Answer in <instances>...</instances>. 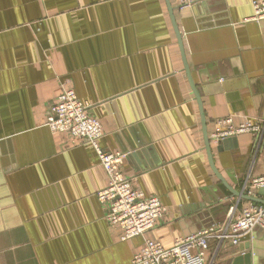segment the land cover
<instances>
[{"label":"crops","instance_id":"1","mask_svg":"<svg viewBox=\"0 0 264 264\" xmlns=\"http://www.w3.org/2000/svg\"><path fill=\"white\" fill-rule=\"evenodd\" d=\"M254 1L175 10L201 107L166 0H0V264H131L145 239L170 247L251 202L232 190L248 196L264 175V131L211 143L214 169L203 117L209 138L220 117L264 120ZM67 87L101 120L100 145L127 153L134 186L167 207L144 235L123 240L107 221L98 192L108 176L94 146L48 126ZM210 252L208 264L244 254L264 264V228L239 245L213 240Z\"/></svg>","mask_w":264,"mask_h":264},{"label":"built area","instance_id":"2","mask_svg":"<svg viewBox=\"0 0 264 264\" xmlns=\"http://www.w3.org/2000/svg\"><path fill=\"white\" fill-rule=\"evenodd\" d=\"M175 10L193 7L197 0H172ZM255 13L251 19H264V0L253 2ZM92 105L81 99L74 87L65 88L50 105L47 124L53 132L67 133L74 140L91 143L104 166L108 182L98 192V198L106 211V219L113 228L122 230L121 238L127 240L144 235L164 218L167 207L161 199L136 188L133 179L126 174L123 165L127 153L108 151L100 145L104 135L101 120L92 115ZM264 131V120L243 116L236 119L228 115L215 120V129L210 134V143L242 133L257 134ZM264 187V175L252 179L247 188L248 196ZM255 227L264 228V204L249 202L239 214L231 211L228 218L200 232L178 237L166 247L162 242L147 238L134 254L131 264H208L214 256L209 254L211 242L219 245H239Z\"/></svg>","mask_w":264,"mask_h":264},{"label":"water","instance_id":"3","mask_svg":"<svg viewBox=\"0 0 264 264\" xmlns=\"http://www.w3.org/2000/svg\"><path fill=\"white\" fill-rule=\"evenodd\" d=\"M166 1L168 3L169 11H170V14H171V18H172V21H173L175 30H176V32L178 34V37H179V42H180V46H181V50H182V55H183V60H184V65H185V70H186L187 75L189 77V80H190V82L192 84V87L194 88V91H195L196 97H197V99L199 101V104L202 107V100H201V97H200V93H199V91H198V89L196 87V84L194 82V79L192 77V73H191V70H190V66H189L188 61L186 59V55H185V50H184V46H183L182 37H181L180 31H179L178 24L176 22L175 7L172 5L171 0H166ZM203 123H204V133H205L206 147L208 149V153H209V156H210V160H211V162L213 164V167L215 169V166H214V163H213L214 161H213V158H212V150H211L212 149V146H211V143H210V138H209V133H208L207 124H206V118L205 117H203ZM225 142H226V140L223 141V143H225ZM263 189H264V187H263ZM232 193H234L235 195H239V196L246 197L247 199H249L251 201L261 202V203L264 204V200L257 199L254 196H244V194L241 193L240 191H236V190L233 189L232 190ZM249 258H250V255L249 254L238 255L237 257H235L234 264H245L246 261L249 262ZM247 264H249V263H247Z\"/></svg>","mask_w":264,"mask_h":264},{"label":"trees","instance_id":"4","mask_svg":"<svg viewBox=\"0 0 264 264\" xmlns=\"http://www.w3.org/2000/svg\"><path fill=\"white\" fill-rule=\"evenodd\" d=\"M209 254H211V252L209 251Z\"/></svg>","mask_w":264,"mask_h":264}]
</instances>
